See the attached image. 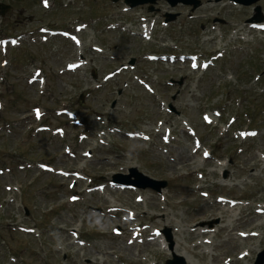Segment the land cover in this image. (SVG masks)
<instances>
[{
	"label": "rangeland",
	"instance_id": "obj_1",
	"mask_svg": "<svg viewBox=\"0 0 264 264\" xmlns=\"http://www.w3.org/2000/svg\"><path fill=\"white\" fill-rule=\"evenodd\" d=\"M200 1L193 10L166 0L133 8L124 0H0L11 5L3 15L0 9V39H16L0 40V264L257 262L264 252V213L256 212L264 205V31L249 19L257 6L264 17V0ZM145 19L155 26L143 38ZM154 54H194L211 64L192 68ZM80 60L82 67L66 70ZM35 68L45 83L29 80ZM107 73L114 75L105 80ZM62 108L77 118L58 115ZM40 124L51 127L38 131ZM133 169L167 185L154 191ZM116 176L139 185L115 187ZM138 223L146 234L135 240ZM153 229L162 233L150 241Z\"/></svg>",
	"mask_w": 264,
	"mask_h": 264
},
{
	"label": "water",
	"instance_id": "obj_2",
	"mask_svg": "<svg viewBox=\"0 0 264 264\" xmlns=\"http://www.w3.org/2000/svg\"><path fill=\"white\" fill-rule=\"evenodd\" d=\"M113 1H118V0H113ZM126 4H129L131 7H135L138 6L140 4H154L159 0H124ZM167 2H169V4L174 7L178 4H185V5H193L192 9L194 10L195 8H197L200 4L201 1L200 0H166ZM236 2L243 4L245 6H249L252 4L257 3L259 0H235ZM0 7L2 9L1 14H4L6 9H10L11 6L10 5H4V4H0ZM152 6L149 7L150 10H152ZM256 11L257 14L252 17L251 19H249L250 21H257L260 22L264 19V17L261 16V12H260V6L256 7ZM175 18V15H168V19L169 20H173ZM134 173V175L137 177V179H144L147 180L149 182V184L147 185L148 187H151L153 189L156 190H160L162 187H165L167 185L166 181H158L152 178H149L147 176L143 177L144 175H142L141 173H138V171H136V169L132 170ZM116 180L121 181V176H116L115 177ZM131 180L129 177H126V179L122 180L125 183H132V184H136L139 185V181L138 180ZM181 264L184 263V260L181 259L180 261ZM168 264H175V262H168ZM255 264H264V252L261 253L259 255V259L257 260V262Z\"/></svg>",
	"mask_w": 264,
	"mask_h": 264
},
{
	"label": "bare ground",
	"instance_id": "obj_3",
	"mask_svg": "<svg viewBox=\"0 0 264 264\" xmlns=\"http://www.w3.org/2000/svg\"><path fill=\"white\" fill-rule=\"evenodd\" d=\"M255 23L262 24V23H264V22H261V21H260V22H257V21H255ZM147 28H148V27H147ZM147 28H146V29H147ZM231 207H232V206H231ZM231 207H229L228 210H231V209H232ZM108 210H109V209H108ZM168 222L171 223L170 221H168ZM205 233H207V231H201V233H199V234H203V235H204ZM247 251L249 252V250H247ZM247 255H248V253H246V254L244 255V257H246Z\"/></svg>",
	"mask_w": 264,
	"mask_h": 264
}]
</instances>
